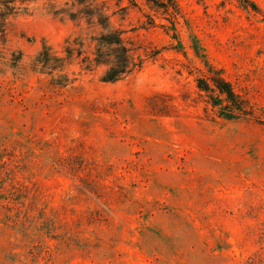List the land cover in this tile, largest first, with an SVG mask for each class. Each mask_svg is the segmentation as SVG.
Instances as JSON below:
<instances>
[{
	"label": "rangeland",
	"instance_id": "rangeland-1",
	"mask_svg": "<svg viewBox=\"0 0 264 264\" xmlns=\"http://www.w3.org/2000/svg\"><path fill=\"white\" fill-rule=\"evenodd\" d=\"M247 1L174 0V19L98 0L142 62L114 84L106 31L70 0L0 26V264H264V0ZM209 70L249 116L197 88Z\"/></svg>",
	"mask_w": 264,
	"mask_h": 264
},
{
	"label": "trees",
	"instance_id": "trees-1",
	"mask_svg": "<svg viewBox=\"0 0 264 264\" xmlns=\"http://www.w3.org/2000/svg\"><path fill=\"white\" fill-rule=\"evenodd\" d=\"M38 1H53V0H0V26L7 23L10 18L17 16L19 13H25L27 7ZM77 4L80 10L78 15L86 19L88 22L95 19L96 23L104 31L99 39L96 40L95 65L106 67L103 83H116L122 81L130 74L137 71L142 62L136 61L134 56V48L128 44L122 37V33L114 32L109 29V18L107 13L97 4L98 0H70ZM155 8L161 9L164 13L169 14L174 19L178 15V6L174 0H147ZM239 5L248 10L249 7L253 11H257L255 5L250 4L247 0H237ZM250 5V6H249ZM63 14L57 12L56 14ZM72 21L77 18L76 14H65ZM47 49V48H46ZM44 49L41 55L38 56L35 65L43 68L50 66V56L48 51ZM47 51V52H46ZM56 70L58 67H49ZM208 73L210 77L199 79L197 88L205 93L215 95L212 98V105L220 107V113L228 119H233L237 116H249L245 102L233 91L231 84L226 82L220 74Z\"/></svg>",
	"mask_w": 264,
	"mask_h": 264
}]
</instances>
